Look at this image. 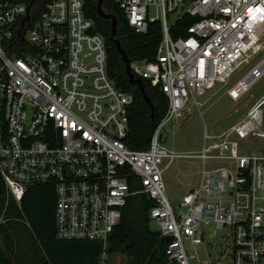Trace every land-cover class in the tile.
Returning <instances> with one entry per match:
<instances>
[{"label":"built area","instance_id":"obj_1","mask_svg":"<svg viewBox=\"0 0 264 264\" xmlns=\"http://www.w3.org/2000/svg\"><path fill=\"white\" fill-rule=\"evenodd\" d=\"M30 1L0 0V177L15 202L52 185L55 238L100 242L97 264H106L108 240L135 195L152 203L160 250L150 264H264V97L221 131L204 126L195 154L170 151L163 138L191 106L201 116L197 99L227 86L260 50L264 0H115L134 33L161 28L155 60L129 62L167 100L143 150L124 143L133 95L109 78L106 40L84 0H36L27 10ZM186 19V35L172 38ZM178 158L200 169L196 187L172 206L163 172Z\"/></svg>","mask_w":264,"mask_h":264},{"label":"trees","instance_id":"obj_2","mask_svg":"<svg viewBox=\"0 0 264 264\" xmlns=\"http://www.w3.org/2000/svg\"><path fill=\"white\" fill-rule=\"evenodd\" d=\"M84 5L86 16L94 21L96 31L106 40L109 78L118 89L133 95L124 143L130 150H143L167 110V100L160 91L142 80L149 100L146 103L137 87L128 84L121 55L109 41L110 21L97 16L96 0H84ZM102 8L115 18V40L129 62L154 61L161 40L160 24L150 23L144 35L136 34L128 26L115 0H103ZM191 23L186 19L176 24L170 32L172 38L185 36L186 27ZM134 188L131 186L130 190ZM151 207L152 203L145 195L130 197L108 240L110 252L125 254L126 264H150L156 260L160 243L158 233L149 226ZM54 224L55 194L52 185L29 188L18 205L0 177V264H97L102 250L100 242L58 240ZM125 245H133V248L125 249Z\"/></svg>","mask_w":264,"mask_h":264},{"label":"rangeland","instance_id":"obj_3","mask_svg":"<svg viewBox=\"0 0 264 264\" xmlns=\"http://www.w3.org/2000/svg\"><path fill=\"white\" fill-rule=\"evenodd\" d=\"M170 22L172 19L170 18ZM260 65V66H259ZM262 69L264 66V35L260 38V50L249 57L248 62L242 65L232 76L227 86L217 85L204 96L197 99L202 104L200 116L198 110L191 106L190 114L180 120L173 135L166 137L165 147L177 154H195L202 146V135L204 126L208 132H218L241 120L246 113L264 97V74L254 81V74H250L256 67ZM253 81V84L247 86ZM238 85H244L247 90L238 92ZM234 90L237 94L236 100L228 96V91ZM264 112V107H263ZM245 149L256 150L257 145L245 144ZM168 160H164L161 168H165ZM200 169L197 160L188 158L175 159L172 164L164 170L163 181L165 196L172 206H177L196 187ZM150 229L156 230V226L150 223ZM111 245L108 243V246ZM106 264H126L127 257L118 251L108 252Z\"/></svg>","mask_w":264,"mask_h":264},{"label":"water","instance_id":"obj_4","mask_svg":"<svg viewBox=\"0 0 264 264\" xmlns=\"http://www.w3.org/2000/svg\"><path fill=\"white\" fill-rule=\"evenodd\" d=\"M35 1L36 0H31L29 2L28 7H27V10H29V8L31 7V5ZM102 5H103V0H96V7H95L96 14H97V16L100 19L105 20V21H110L109 41L111 43H113V45L115 46L116 52L121 55V60H122L123 64L125 65V73H126L127 78H128V84L131 85V86H136L137 89L141 92L142 97L146 101V103H149V100H148L146 94L144 93V88L142 86V80L141 79H138V78H135L133 76V74L131 73L130 68H129V60L126 58V55L123 52V50L121 49V46H120L119 42L117 40H115V36H116V21H115V18L112 15L107 14L103 10ZM27 18L28 17L26 16L25 19H27ZM150 107L152 109V106H150ZM260 107H262V105ZM124 248L125 249H131V248H133V245H130V246L125 245Z\"/></svg>","mask_w":264,"mask_h":264},{"label":"bare ground","instance_id":"obj_5","mask_svg":"<svg viewBox=\"0 0 264 264\" xmlns=\"http://www.w3.org/2000/svg\"><path fill=\"white\" fill-rule=\"evenodd\" d=\"M243 89V88H242ZM245 90V89H244Z\"/></svg>","mask_w":264,"mask_h":264}]
</instances>
